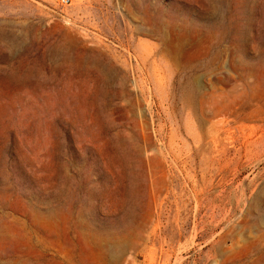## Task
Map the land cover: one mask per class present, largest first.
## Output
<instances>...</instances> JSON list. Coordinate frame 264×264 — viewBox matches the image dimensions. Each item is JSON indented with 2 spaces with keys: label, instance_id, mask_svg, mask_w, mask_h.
Returning a JSON list of instances; mask_svg holds the SVG:
<instances>
[{
  "label": "rangeland",
  "instance_id": "374dc122",
  "mask_svg": "<svg viewBox=\"0 0 264 264\" xmlns=\"http://www.w3.org/2000/svg\"><path fill=\"white\" fill-rule=\"evenodd\" d=\"M0 264H264V0H0Z\"/></svg>",
  "mask_w": 264,
  "mask_h": 264
},
{
  "label": "built area",
  "instance_id": "2783aa9c",
  "mask_svg": "<svg viewBox=\"0 0 264 264\" xmlns=\"http://www.w3.org/2000/svg\"><path fill=\"white\" fill-rule=\"evenodd\" d=\"M70 2V0H61L62 4H68Z\"/></svg>",
  "mask_w": 264,
  "mask_h": 264
}]
</instances>
